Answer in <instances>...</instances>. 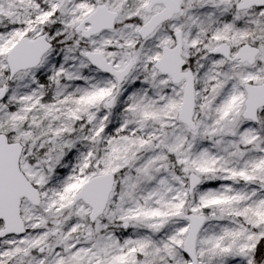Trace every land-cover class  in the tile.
Instances as JSON below:
<instances>
[{"label":"rangeland","instance_id":"rangeland-1","mask_svg":"<svg viewBox=\"0 0 264 264\" xmlns=\"http://www.w3.org/2000/svg\"><path fill=\"white\" fill-rule=\"evenodd\" d=\"M239 1L181 0V14L142 42L137 32L149 0H0V88L17 38L56 42L39 68L10 83L0 104V135L23 148L20 171L41 197L38 209L23 201L27 235L0 242V264H189L182 253L188 214L207 221L196 244L199 264H257L264 110L258 126L242 115L244 86L264 84V9L238 13ZM98 6L118 14L115 30L83 41L75 29ZM177 32L184 72L195 80V133L178 121L185 84L173 86L154 70ZM221 44L232 56L243 45L257 49L255 66L210 57ZM87 52L114 61L116 70L133 60L111 111L116 83L89 66ZM103 175L115 186L90 224V210L70 204ZM190 175L201 179L192 196Z\"/></svg>","mask_w":264,"mask_h":264},{"label":"water","instance_id":"water-1","mask_svg":"<svg viewBox=\"0 0 264 264\" xmlns=\"http://www.w3.org/2000/svg\"><path fill=\"white\" fill-rule=\"evenodd\" d=\"M157 8H163L160 13L153 15ZM264 9V0H240L236 5L238 13ZM181 0H149L144 9L149 20L142 25L137 36L142 42L150 39L158 29L170 23L181 14ZM118 14L110 12L105 6H98L85 18L75 32L83 41H90L103 33L115 30ZM175 46L172 49L163 48L160 59L155 63L154 70L163 78L170 79L173 86L185 84L183 99L178 114V121L191 133L196 132L194 123L195 109V80L192 72L187 71L186 62L182 58L183 44L181 33L174 35ZM53 50L47 36L34 40L22 38L17 41L6 55L8 83H12L21 74L35 71L43 59ZM259 51L251 46H242L232 56L230 48L221 44L209 52L212 58L223 59L228 64L253 67L259 57ZM85 60L98 73L113 79L116 83L115 96L107 103L106 110L111 111L119 95L121 87L134 69L130 59L123 70H116L114 61H107L101 54L88 52ZM246 101L242 119L255 126L259 125V113L264 110V84L258 87L244 86ZM7 89H0V104L7 95ZM23 148L18 144L9 143L0 135V242L9 239H21L27 235L26 226L21 217L23 201L33 208L41 206V197L20 171V159ZM201 185V179L195 175L188 177V196H192ZM115 186L112 175H103L90 179L73 197L70 208L78 204L90 210L88 222L96 223L104 214ZM184 221L188 224L186 238L183 242L182 253L189 264H199L196 256L197 239L204 226L205 217L186 215Z\"/></svg>","mask_w":264,"mask_h":264},{"label":"trees","instance_id":"trees-1","mask_svg":"<svg viewBox=\"0 0 264 264\" xmlns=\"http://www.w3.org/2000/svg\"><path fill=\"white\" fill-rule=\"evenodd\" d=\"M251 22H249V19H248V23H247V25H246V29L248 30V29H251V30H253L254 28L252 27L251 28ZM42 36H46V35H42ZM23 38H28V39H30V35H26L25 37H23ZM20 39H22V38H20ZM20 39H16L15 41L17 42V41H19ZM15 42V43H16ZM14 43V44H15ZM52 44V46H53V50L56 48V42H52L51 43ZM52 50V51H53ZM3 74H2V76H4L5 78L7 77L8 78V74L6 73V69H4V71L2 72ZM0 78H1V75H0ZM8 80V79H7ZM9 85H10V83H8V81H7V83L5 84V87H1V88H6V89H8V87H9ZM0 88V89H1ZM264 113V112H263ZM262 115H264V114H262ZM189 215V214H188ZM28 232V231H27ZM263 246H262V243L261 242H259L258 243V246H257V248H256V255H255V258L257 259L256 260V263L257 264H259L261 261V259H262V257H263Z\"/></svg>","mask_w":264,"mask_h":264},{"label":"flooded vegetation","instance_id":"flooded-vegetation-1","mask_svg":"<svg viewBox=\"0 0 264 264\" xmlns=\"http://www.w3.org/2000/svg\"><path fill=\"white\" fill-rule=\"evenodd\" d=\"M157 9H158V8H157ZM157 9H155V10H157ZM159 9H160V11H158V12L154 11V12H153V15H155V14H157V13H160V12L163 10V8H159ZM146 16H147V15H146ZM147 17H148V20H149L150 17H149V16H147ZM148 20H147V21H148ZM173 20H174V19H173ZM144 24H145V23H144ZM144 24H143V25H144ZM162 27H163V26H162ZM162 27H161V28H162ZM158 30H159V29H158ZM158 30H157V31H158ZM177 33H180V32H177ZM175 34H176V33H174V35H175ZM174 35H172V36H173V39H174ZM181 35H182V33H181ZM182 44H183V43H182ZM174 46H175V41H174ZM171 49H172V48H171ZM129 60H130V59H129ZM129 60H128V62H129ZM124 68H125V67H124ZM124 68H122L121 70H123Z\"/></svg>","mask_w":264,"mask_h":264},{"label":"bare ground","instance_id":"bare-ground-1","mask_svg":"<svg viewBox=\"0 0 264 264\" xmlns=\"http://www.w3.org/2000/svg\"><path fill=\"white\" fill-rule=\"evenodd\" d=\"M243 46H245V45H243ZM248 46H249V45H248ZM241 47H242V46H241ZM241 47H240V48H241ZM240 48H239V49H240ZM230 50H231V49H230ZM231 54H232V51H231ZM91 257H92V259H96L97 254H96V253H93V254H91Z\"/></svg>","mask_w":264,"mask_h":264}]
</instances>
